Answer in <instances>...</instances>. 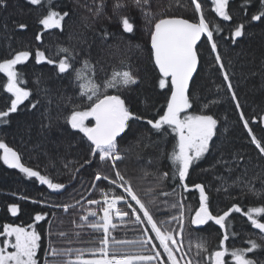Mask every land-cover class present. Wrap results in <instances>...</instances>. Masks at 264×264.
Masks as SVG:
<instances>
[{"label": "trees", "instance_id": "obj_1", "mask_svg": "<svg viewBox=\"0 0 264 264\" xmlns=\"http://www.w3.org/2000/svg\"><path fill=\"white\" fill-rule=\"evenodd\" d=\"M99 2L100 0H42L44 7H41L29 5L27 0H7V7L0 8V60L11 58L12 54L20 50H30L32 53L27 62L17 65V71L23 73V86L31 95L18 107L17 112L9 114L7 123L0 121V140L17 151L25 166L65 185L64 189L53 191L40 184L36 178H29L15 169L7 168L0 160V226L13 223L26 227L34 223L37 213L47 214L46 219L36 225L37 231L42 234L43 246L38 252L41 264L45 258L44 248L49 243L50 227L54 233H67L65 237L52 236L57 248L98 247L102 233L93 231L86 224L83 228L78 227L82 223L80 217L86 215L85 210L88 208L97 209V205H89L88 200L102 201V190L109 191L110 196L113 192L122 193V189L109 185L108 181H95L98 186H93L97 172L114 177L111 162L101 164L98 157H91L88 142L64 120L74 105L86 103L81 100L78 84L74 82V70L83 68L85 59L95 69L94 74L88 70L85 75H94L98 83L110 76L112 70L125 58L140 79L139 84L121 89L119 93L115 89L108 90L109 94H120L133 113L145 118L131 121L127 134L119 138L125 158L117 161L116 167L131 181L132 187L148 204L157 221H170V217L177 214V210L170 206L182 197L185 215H190L187 209L199 205V192L191 188L197 183L205 186L213 214H222L233 203L241 206L242 211H247L250 206L261 205L259 197L244 195L241 187L233 185L232 179L227 180V190H224L221 188V180L217 178L228 177L229 172L225 166L217 164L216 160L221 157L231 160L232 153L244 156L240 167L235 168L233 164V169L238 174L247 170V179H252L261 172L264 161L250 143L251 138L239 119L240 112L236 110L231 94L227 93V84L218 70L219 66H214V54L210 51L207 38L203 37L198 44L202 59L191 82L193 106L188 112L199 114L203 104L209 103L205 112L218 120L217 136L213 138L214 147L210 153H206L204 158L190 168L186 181L190 190L182 193L177 181L171 176V162L166 157L175 144L173 134L170 131L167 135L147 131L150 126L146 124V120L158 119L163 114L162 109L168 95L166 90L158 87V71L150 61L151 25L140 9L131 6L130 0H127L129 6L121 9L120 15L129 16L134 22L135 30L131 34L124 33L118 16L113 15L112 5L115 0H105L102 14L96 16L95 9ZM197 2L202 4L206 20L219 26V30H214V40L239 98L241 111L248 119L253 133L264 140V119H261L264 117V17L258 21L251 19L252 15H258L262 10L259 0H250L247 5H244V0H229L232 16L230 21H223L216 16L211 0ZM49 4L57 11L71 13L65 18L62 31L43 30L38 24V19L46 13ZM147 10L153 13L152 23L165 17L198 20L191 0H150ZM20 23L26 24L27 28L19 29L17 25ZM240 24L244 25L243 35L235 38L234 42L231 33ZM105 31L111 35L104 37ZM38 33L42 35L39 42L35 39ZM58 47L69 48L73 53L69 57L72 68L66 73H59L56 63L42 61L37 64L35 61V52L39 49L46 57L58 63L59 59L64 58L63 53L57 55ZM4 82L6 77L0 73V84ZM9 97L10 94L0 88V110L10 107ZM216 100L219 103H210ZM32 104H36V107L33 108ZM85 159L91 163L84 164ZM69 162L70 166L66 168L65 165ZM164 172H169L167 179L162 177ZM253 186L257 189L261 187L258 180L253 181ZM218 188L221 190L218 191ZM161 192L168 195H160ZM152 200L155 203H149ZM12 204L19 206L16 216L8 211ZM65 204L71 206L67 212L63 207H55ZM117 207L131 213L126 204L118 203ZM93 219L95 218L89 217L90 221ZM134 219L129 215L120 220L113 214V223L117 227L111 230V236L135 241L146 230L156 245V251L161 252L150 229L134 223ZM229 220L232 225L230 231L237 234L230 235L226 242L229 247H247L245 241L248 238L264 244V240L260 239L262 234L251 226L245 216L232 213ZM261 222H264V218ZM164 227L169 230L177 229V223L170 221ZM77 232L80 233L79 236L75 235ZM221 235L219 226L213 222L198 227L186 225L182 240L185 259L195 253V248L189 252L190 241L194 244L202 239L207 242L210 250H215ZM151 248L152 245L144 249L129 244L122 246L124 252L132 254L139 251L149 254L148 250ZM176 255L179 257L181 254ZM249 256L264 260V248L257 249L256 256ZM85 257L90 258V255L86 253ZM160 259L166 260L167 257L162 255ZM227 260L231 264L230 256Z\"/></svg>", "mask_w": 264, "mask_h": 264}, {"label": "snow or ice", "instance_id": "obj_2", "mask_svg": "<svg viewBox=\"0 0 264 264\" xmlns=\"http://www.w3.org/2000/svg\"><path fill=\"white\" fill-rule=\"evenodd\" d=\"M211 2L216 16L223 21L232 20L229 0H211ZM27 3L44 7L42 0H27ZM130 3L131 6L140 9L142 15L151 25L149 31L150 61L154 69L158 71V87L168 93L166 105L162 109L163 114L159 115L158 119L146 120V124L150 126L147 131L165 135L170 131L173 134L175 144L172 151L166 154V157L171 162V176L177 181V186L181 188L182 193L190 190V186L186 182L190 168L204 158L206 153H210L214 147L213 138L217 136L218 120L205 112L209 108V103L203 104L199 114L188 113V110L193 106L190 96L191 82L194 79V74L198 72V66L202 59L198 47V42L201 41L202 37L206 36L207 43L211 46L210 51L214 54V66H219L218 70L223 76V81L227 84V93L231 94V100L235 102V108L240 112L239 119L243 122V127L251 138L250 143L255 146L260 159L264 161V140L257 138L249 127V121L241 111L239 98L231 83V77L222 62V56L218 52V45L214 40L213 33L214 30H219V26L206 20L202 4L197 0H191L198 20L190 21L180 17H165L156 19L152 23L153 13L147 10L150 0H130ZM248 3L250 0H244V5ZM259 3L262 10L258 15H252L253 21H258L264 17V0H259ZM128 6L127 0H115L112 10L113 15L118 16L123 32L131 34L135 30L134 22L129 16L120 15V10ZM3 7H7V0H0V8ZM104 7L105 0H100L96 6L95 15H101ZM70 15V12L57 11L49 4L46 13L38 19V24L42 26L43 30L60 29L62 31L63 22ZM17 27L23 30L27 28V25L20 23ZM243 28L244 25L240 24L232 31L231 36L234 42L235 38L243 35ZM109 35L111 33L107 31L103 33L104 37ZM35 39L38 42L41 41V33H38ZM60 53L64 54V58L59 59L57 63L37 49L35 61L37 64L42 61L49 64L56 63L59 73H66L72 68L69 57L73 56V53L69 48L58 47L57 55ZM31 55L30 50H20L12 54L11 58L0 60V73L6 77V82L0 84V88L10 94V107L7 110H0V121L4 123L8 122L6 118L9 117V114L17 112L18 107L31 95V92L23 86L25 84L23 73L17 71V65L27 62ZM88 70L94 74V66L88 59L83 61V68L74 70V82L78 84L79 96L86 103L74 105L64 120L72 130L82 134V139L88 142L91 157H98L101 164L111 162L114 177L97 172L93 186H98L95 181H108L109 185L122 189V193L113 192L110 196L109 191L102 190V201L88 200V204L97 205V209L88 208L85 210L86 215L80 217L82 223L77 225L78 227L83 228L86 224L93 231L102 233L98 247L87 249L57 248L51 239L52 236L65 237L67 233H54L50 227L48 230L49 243L47 248H44L45 258L42 264H154V262L155 264H182V262L183 264H228L227 257L229 256L231 257V264H264V260L249 256V254L256 256V250L264 248V244L258 243L257 240L248 238L245 241L247 247H229L226 244L230 235H237L230 231L232 225L229 218L232 213H240L245 216L251 226L262 234L260 239L264 240V222H261L264 218V167L257 176L247 179V170L238 174L233 169V164L235 168L240 167V161L244 159L242 154L232 153L231 160H224L222 157L217 159L216 163L225 166L229 172L228 177H217L222 182L221 188L227 190L225 187L227 180L232 179L233 185L241 187L244 195L259 197L261 205L250 206L247 211H242L241 206L233 203L222 214H213L210 209V197L205 186L197 183L191 188L199 192L198 207H189L187 211L190 215L186 217L183 197L180 201L171 204L170 207L177 210V214L171 216L170 221L177 223V229L169 230L164 225L170 221H157L148 204L140 198L132 187L131 181L126 179L125 175L116 167V162L125 158L119 145V138L127 134L131 128V121H141L145 118L133 113L120 94H109L108 90L115 89L119 93L121 89H128L139 84V77L132 71L126 58L121 60L120 65L114 68L111 75L102 83H98L94 75H85ZM37 83L39 84V81ZM210 103H219V100ZM32 107L35 108L36 104H32ZM0 150H2L0 160L9 168L19 169L27 177L36 178L40 184L46 185L48 189L53 191L65 188L64 184L54 182L47 175H41L39 171L25 166L17 151L2 140H0ZM70 163L66 164L65 167H69ZM89 163L91 161L85 159L84 164ZM76 171L78 172L79 169ZM162 177L167 179L169 172L162 173ZM73 178L75 177L73 176ZM255 180H258L261 185L259 189L253 186ZM217 190L221 189L218 188ZM160 195L167 196L168 193L161 192ZM24 199L27 198L24 197ZM133 201L135 202L134 205ZM118 203L126 204L127 208L131 209V213L117 207ZM149 203H155V200L149 201ZM55 207H63V210L67 212L71 206L65 204ZM19 210L18 205H9L8 211L13 216H16ZM101 212L102 215H100ZM113 214L120 220L131 215L135 218L134 223L144 225L145 228L150 227L151 233L155 234V240L159 241V248H162L163 252L156 251V245L153 244V240L146 230L143 231L141 238L135 241L120 240L111 236V230L117 227L113 223ZM46 215L37 213L34 216V223L26 227L13 223H4L0 226V264H41L38 252L43 246L42 234L37 231L36 225L40 221H44ZM89 217L95 219L90 221ZM209 222L219 226L222 232L216 249L210 250L207 242L202 239L194 244L190 241L189 252L195 248V253L185 259L182 240L186 225L188 227L204 226ZM75 235L79 236L80 233L77 232ZM125 244L135 245L140 249L152 245V248L148 250L149 254H144L142 251L132 254L123 251L122 246ZM86 253L90 255V258L85 257ZM176 253L181 255L178 257ZM162 255L166 256L167 259H160ZM196 257H202V259Z\"/></svg>", "mask_w": 264, "mask_h": 264}, {"label": "rangeland", "instance_id": "obj_3", "mask_svg": "<svg viewBox=\"0 0 264 264\" xmlns=\"http://www.w3.org/2000/svg\"><path fill=\"white\" fill-rule=\"evenodd\" d=\"M206 37V36H205ZM203 38V37H202ZM202 38H201V40H202ZM200 43V42H199ZM198 43V44H199ZM199 69V68H198ZM196 75V74H195ZM188 113H190V112H188ZM191 114V113H190ZM0 154H2V150H0ZM1 162H2V164H4L3 163V161L1 160ZM5 165V164H4ZM7 168H9L7 165H5ZM10 169V168H9ZM11 169H14V168H11ZM15 170H17V171H19V169H15ZM20 172V171H19ZM24 174V173H23ZM133 203L135 204V202L133 201ZM141 216H142V213H141ZM195 227H198V226H195ZM149 229H150V227H149ZM151 231V230H150ZM153 236L155 237V234L153 233ZM157 242H158V244H159V241L157 240ZM161 252H163V249L161 248ZM86 258H89V257H86Z\"/></svg>", "mask_w": 264, "mask_h": 264}, {"label": "water", "instance_id": "obj_4", "mask_svg": "<svg viewBox=\"0 0 264 264\" xmlns=\"http://www.w3.org/2000/svg\"><path fill=\"white\" fill-rule=\"evenodd\" d=\"M199 43V42H198ZM196 74V73H195ZM195 74H194V76H195Z\"/></svg>", "mask_w": 264, "mask_h": 264}]
</instances>
